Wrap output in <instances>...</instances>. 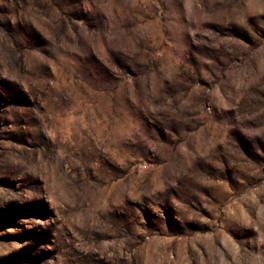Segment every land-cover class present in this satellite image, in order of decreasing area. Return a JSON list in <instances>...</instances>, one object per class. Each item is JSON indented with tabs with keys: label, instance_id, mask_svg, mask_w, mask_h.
<instances>
[{
	"label": "rangeland",
	"instance_id": "374dc122",
	"mask_svg": "<svg viewBox=\"0 0 264 264\" xmlns=\"http://www.w3.org/2000/svg\"><path fill=\"white\" fill-rule=\"evenodd\" d=\"M0 264H264V0H0Z\"/></svg>",
	"mask_w": 264,
	"mask_h": 264
}]
</instances>
